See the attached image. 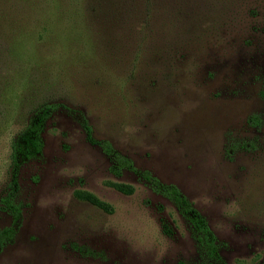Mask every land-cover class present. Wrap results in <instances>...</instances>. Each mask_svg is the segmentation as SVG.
Returning a JSON list of instances; mask_svg holds the SVG:
<instances>
[{"label":"rangeland","instance_id":"obj_1","mask_svg":"<svg viewBox=\"0 0 264 264\" xmlns=\"http://www.w3.org/2000/svg\"><path fill=\"white\" fill-rule=\"evenodd\" d=\"M46 1L0 0V228L14 227L0 264H264V0H134L117 35L69 29L76 5ZM45 103L57 106L17 168L14 224L11 153ZM83 119L177 186L219 259L172 201L109 170Z\"/></svg>","mask_w":264,"mask_h":264},{"label":"trees","instance_id":"obj_2","mask_svg":"<svg viewBox=\"0 0 264 264\" xmlns=\"http://www.w3.org/2000/svg\"><path fill=\"white\" fill-rule=\"evenodd\" d=\"M62 1H64L69 8L71 7L72 2L76 5L73 14L69 13L67 16V20L70 18L75 20L76 27L74 28L73 26H70L69 29H111V34L117 35L119 32H114V30L133 29L131 27L134 25L133 22L137 19V12L139 11L136 9V3L134 0H89L90 5L86 7L81 6L80 1L78 0ZM43 5L45 10H47L46 0H41L40 10ZM30 11L34 16L35 10L31 7ZM62 16H65V12L62 13ZM37 21L34 23L38 24L35 29H45V31L46 29H51L49 23H39V21L37 23ZM39 33L41 32L39 31ZM104 34L107 35L108 33L105 32ZM56 106V104L52 103L41 105L31 119V122L20 133L17 142L14 144L11 153L13 170L9 181L11 191H9L8 195L2 200L4 207L11 213L14 224L18 221L20 214L18 208L11 203L10 193H12L17 187V168L21 161L35 156L40 152L42 147V139L40 136L42 126ZM82 127L85 139L89 143L96 145L104 154L110 157L111 165L109 170L113 174L119 175L123 169L133 172L139 178L144 180L154 192L172 201L182 217L185 218L192 227L195 232V239L203 249L205 255L212 259L220 258L215 243V236L207 225L205 218L192 206L191 202L180 192L177 186L171 183L166 184L161 182L148 170L137 169L129 158L114 149L107 140L93 138L91 135V127L85 119L82 121ZM123 191L127 192V190ZM89 200L94 201L93 198H89ZM13 234V226L1 227L0 246L5 242L10 241Z\"/></svg>","mask_w":264,"mask_h":264}]
</instances>
